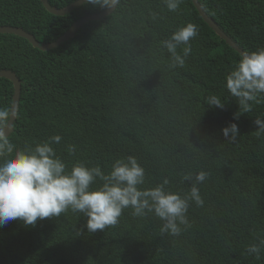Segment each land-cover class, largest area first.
Masks as SVG:
<instances>
[{
	"label": "trees",
	"instance_id": "16d2710c",
	"mask_svg": "<svg viewBox=\"0 0 264 264\" xmlns=\"http://www.w3.org/2000/svg\"><path fill=\"white\" fill-rule=\"evenodd\" d=\"M47 1L61 8L74 0ZM197 1L243 51L264 47V0ZM105 8L87 1L54 15L41 0H0V25L46 43ZM189 22L199 34L184 66L172 67L161 41ZM238 56L191 0L176 12L163 0H117L110 14L48 50L0 33V69L20 81L9 133L16 147L60 135L54 147L69 166L82 161L105 172L116 159L134 156L145 170L140 187L167 178L166 190L182 197L192 186L186 175L207 174L198 184L203 203L189 200L178 234L161 232L164 221L154 213L136 216L131 208L95 233L71 211L35 226L13 220L0 227V264H264V245L259 258L246 251L264 240V135L254 124L264 119V97L243 112L223 87ZM13 92L12 81L0 76V106H11ZM210 95L224 107H209ZM231 123L239 135L229 141L221 130Z\"/></svg>",
	"mask_w": 264,
	"mask_h": 264
},
{
	"label": "clouds",
	"instance_id": "9594fccd",
	"mask_svg": "<svg viewBox=\"0 0 264 264\" xmlns=\"http://www.w3.org/2000/svg\"><path fill=\"white\" fill-rule=\"evenodd\" d=\"M115 0H88V3L110 7ZM167 9L176 12L184 0H163ZM199 34V27L191 22L178 28L169 39L161 41L171 56L172 67H183L192 52L191 41ZM183 46L178 52V47ZM223 87L237 99L243 112L252 110L250 101L264 97V47L239 54L224 77ZM209 107L223 108L218 95L207 98ZM241 113L234 115L238 119ZM10 106H0V227L20 220L26 226H35L38 220L60 217L71 211L86 217L89 233L103 231L118 223L123 211L131 208L133 215L147 213L164 221L161 232L178 234L179 224H186L189 200L202 204L198 184L206 180L203 171L195 177L186 175L192 186L187 196L167 191V178L155 187L142 188L145 170L134 156L116 159L108 172L99 165L76 161L69 166L58 155L54 145L62 140L53 135L46 140L23 148L16 147L5 130L13 124ZM256 135H264V119L257 118ZM226 140L239 135L236 123L223 128ZM74 153L75 146H69ZM98 181L100 183H98ZM179 222V223H177ZM261 245H248V255L259 258Z\"/></svg>",
	"mask_w": 264,
	"mask_h": 264
},
{
	"label": "water",
	"instance_id": "95a60500",
	"mask_svg": "<svg viewBox=\"0 0 264 264\" xmlns=\"http://www.w3.org/2000/svg\"><path fill=\"white\" fill-rule=\"evenodd\" d=\"M88 0H74L71 3L67 4L64 7L61 8H56L52 5L49 4V2L47 0H41L44 8L54 14V15H64L68 12H70L73 8L81 5L82 3L87 2ZM192 4L194 5L195 9L197 10L198 14L201 16V18L207 23L208 26H210L213 31L226 43L228 44L232 49H234L238 54H240L241 52H243V50L227 35L223 32L222 29H220L218 27V25L204 12V10L202 9L201 5L199 4V2L197 0H191ZM117 4V0H115V2L111 3L110 7H106L105 9H103L102 11H99L97 13H93L90 15H86L83 17H80L78 19H76L71 25L70 27L64 32L62 33L59 37H57L54 41L51 42H41L38 41L37 39H35V37L30 34L29 32L25 31L24 29H22L21 27H17V26H10V25H0V33H5V32H9V33H14L20 37L25 38L33 47H36L40 50H48L50 48H54L57 45H59L61 42L69 39L70 37H72L75 33V31L84 23H86L89 20H98L101 19L102 17L110 14L113 9L115 8ZM0 76L5 77L9 80L12 81L13 86H14V92H13V96H12V102H11V112H12V121H14L15 119V113L17 110V105H18V101H19V94H20V81L18 80V78L16 77V75L9 71V70H5V69H0ZM12 130V124L9 125V127L5 130V134L8 135Z\"/></svg>",
	"mask_w": 264,
	"mask_h": 264
}]
</instances>
